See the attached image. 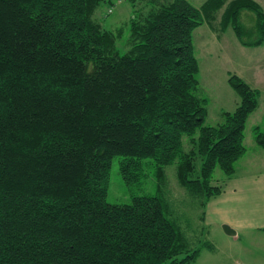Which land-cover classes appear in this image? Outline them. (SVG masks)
<instances>
[{"label":"trees","instance_id":"trees-1","mask_svg":"<svg viewBox=\"0 0 264 264\" xmlns=\"http://www.w3.org/2000/svg\"><path fill=\"white\" fill-rule=\"evenodd\" d=\"M106 1L0 0V264H195L214 250L194 247L180 226L166 168L176 165L180 187L206 209L222 193L216 168L230 178L246 152L260 94L232 75L239 104L206 125L193 33L206 24L221 38L232 27L241 44L259 46L264 8L129 0L121 53L125 28L94 18ZM244 11L256 15L253 42L243 40ZM117 157L127 184L152 178L157 193L108 203Z\"/></svg>","mask_w":264,"mask_h":264},{"label":"rangeland","instance_id":"rangeland-1","mask_svg":"<svg viewBox=\"0 0 264 264\" xmlns=\"http://www.w3.org/2000/svg\"><path fill=\"white\" fill-rule=\"evenodd\" d=\"M172 0H157L166 3ZM199 8L206 0H187ZM264 8V0H255ZM142 6L144 3H139ZM112 8V12L109 10ZM134 8L129 0H107L97 9L94 18L103 28L113 30L125 28L117 46L121 53L127 51L129 36L127 22ZM241 23L246 29L245 42L257 40L256 15L250 11L241 14ZM204 24L193 33L195 56L200 72L198 79L205 97L208 114L206 125L217 126L224 121V111H234L240 98L229 84L232 75H237L253 89L259 91V106L248 117L244 130L245 154L235 163V172L230 177L216 168L215 185L222 187V193L210 200L206 209H201L185 189L180 187L176 165L166 168L167 188L165 195L175 211L179 224L194 247L204 242L213 244V252L203 248L195 264H231L235 258L249 264H264V242L256 226H264V42L257 45H243L228 27L221 38ZM198 136V133L195 135ZM184 146L189 150V136H184ZM115 158L108 179L106 201L110 204H129L134 196L157 193L156 183L148 179L143 184H127L123 179ZM205 212L204 220L201 219ZM236 226L238 236L229 235L225 226ZM255 244H259V250ZM215 258L213 259L214 255Z\"/></svg>","mask_w":264,"mask_h":264},{"label":"crops","instance_id":"crops-1","mask_svg":"<svg viewBox=\"0 0 264 264\" xmlns=\"http://www.w3.org/2000/svg\"><path fill=\"white\" fill-rule=\"evenodd\" d=\"M214 34V33H213ZM230 227V229H232L234 232H235V234H234V236H238V231L236 230L237 229V227L236 226H233V225H231V226H229ZM256 228L258 229V230H260L263 234H264V226H256ZM256 233L257 234H259V237L262 239V242H264V236L261 234V233H259V231H256ZM257 247L259 250H261V248H260V246H259V244H255L254 245V247ZM208 252H210V253H214V254H216L215 252H212V251H208ZM213 254V255H214ZM215 258V255H214V257H213V259ZM198 259H200V257L198 258ZM198 262V261H197ZM197 262H195V263H197ZM231 264H249V262H242V258H239V257H237V258H235L234 259V261L232 262V260H231ZM253 264H256V263H253Z\"/></svg>","mask_w":264,"mask_h":264},{"label":"water","instance_id":"water-1","mask_svg":"<svg viewBox=\"0 0 264 264\" xmlns=\"http://www.w3.org/2000/svg\"><path fill=\"white\" fill-rule=\"evenodd\" d=\"M225 231H226L229 235H234V234H235V232H234L232 229H230L229 226H225Z\"/></svg>","mask_w":264,"mask_h":264}]
</instances>
